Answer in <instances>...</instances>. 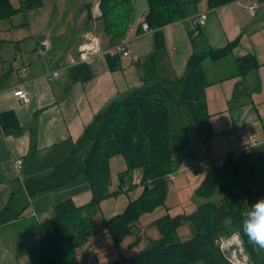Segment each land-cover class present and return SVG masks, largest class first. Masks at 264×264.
<instances>
[{"label":"crops","instance_id":"obj_1","mask_svg":"<svg viewBox=\"0 0 264 264\" xmlns=\"http://www.w3.org/2000/svg\"><path fill=\"white\" fill-rule=\"evenodd\" d=\"M23 1L11 0L16 8ZM128 1L132 10L122 39L111 40L103 30L101 0H41V5L0 22V115L13 112L20 125L19 132L6 133L0 124V264H33L29 251L42 244L39 226L51 219L55 206L70 198L79 205L91 200L83 176L66 186L36 194L33 191L39 184L34 179L54 173L99 112L146 82L183 78L194 53L223 49L233 40L240 41L232 54L219 60L206 58L201 64L208 80L205 99L211 139L203 142L194 122L181 120L182 107L171 108V122L175 111L181 125L176 124L174 133L181 141L174 156L176 170L184 156L206 162L240 151L239 162L244 166L241 187L249 192L248 210L264 198V1L253 15L250 0L217 8H210L208 0H182L187 17L163 29L160 49L155 33L143 29L148 1ZM201 14L207 15L206 24L194 31L191 19ZM88 32L97 34L105 47L129 42L131 55L119 56L112 66L108 58L97 57L87 65L93 76L86 81L75 79V68L51 79L49 75L61 63L68 64L78 56ZM44 38L51 46L40 55L38 48ZM248 54L255 55L261 66L257 73L244 77L238 74L236 59ZM147 66L154 70L149 73ZM22 69H26L25 77L21 76ZM16 89H23L30 102L16 98ZM250 136L257 141L247 145ZM18 158L24 161L21 171L15 166ZM124 159L118 155L110 160L109 190L118 193L100 203L93 217L98 233L73 252L78 264H113L122 257H131L160 238L155 226L158 219L191 214L207 202L194 198L202 180L194 184L189 172L179 171L169 182L165 205L143 215L135 233L117 245L104 222L124 213L145 190L137 183V171L126 174L129 165ZM71 185H80L81 193ZM216 195L211 201L219 202L222 196ZM192 231L187 223L177 234L182 242H188L193 238ZM255 247L263 249L257 244Z\"/></svg>","mask_w":264,"mask_h":264},{"label":"trees","instance_id":"obj_2","mask_svg":"<svg viewBox=\"0 0 264 264\" xmlns=\"http://www.w3.org/2000/svg\"><path fill=\"white\" fill-rule=\"evenodd\" d=\"M147 1L146 23L155 33L156 47L160 49L164 44L163 29L187 17L186 3L182 0ZM234 1L237 0H208V4L210 8H217ZM41 4V0H24L22 6L16 8L11 0H0V22ZM100 9L103 30L111 40L122 39L132 10L129 1L101 0ZM239 41L233 40L223 49L194 53L185 76L175 82H146L123 98L112 101L86 127L70 156L56 166L54 173L34 179L39 184L33 191L36 194L63 187L84 176L92 197L83 205L75 204L70 198L55 206L51 219L39 226L42 244L29 251L33 264H78L73 252L98 233L93 217L100 203L118 193L109 190L110 160L115 156L121 155L127 161V175L141 171V184L145 188L141 197L131 202L124 213L104 222L108 235L117 245L135 233L143 215L165 205L169 187L166 177L176 171L174 156L181 143L174 136L171 108L186 107L200 139L207 143L212 130L205 99L208 80L201 64L206 58L219 60L229 56ZM118 57H108L111 66ZM236 61L238 74L244 77L257 73L261 66L251 54L238 57ZM147 67L149 73L154 70ZM73 72L76 80L86 81L93 76L87 65L77 66ZM0 124L6 133L20 131L13 112L1 114ZM243 168L242 163L231 158L221 168L213 166L195 192L206 199V203L191 214L158 219L155 226L160 238L144 250L113 264H225L217 241L235 232L240 234L252 263L264 264V248L258 251L242 227L249 193L241 187ZM218 192L222 196L219 202L211 201ZM187 223L192 227L193 238L182 242L177 230Z\"/></svg>","mask_w":264,"mask_h":264},{"label":"built area","instance_id":"obj_3","mask_svg":"<svg viewBox=\"0 0 264 264\" xmlns=\"http://www.w3.org/2000/svg\"><path fill=\"white\" fill-rule=\"evenodd\" d=\"M264 0H250V10L255 15L261 7V4ZM207 20V15L206 14H201L199 16H195L191 19V25H192V30L197 31L200 27L204 26L206 24ZM143 29L145 33L152 32L150 29L148 23L143 24ZM133 36L135 35L132 31ZM129 42L123 41L118 44H115L114 46L111 47H103V43L101 38L93 33V32H88L84 35L83 37V42L80 46L78 56L75 58H71L68 62V64L61 63L57 71H53L49 77L51 79H57L61 76V74L69 69L76 68L77 66L80 65H90L93 63V61L97 57H118V56H124L128 57L131 55V50L128 48ZM51 42L48 38H44L40 42V46L38 48V53L40 55H44L47 50L50 48ZM26 74V69H22L21 71V76L25 77ZM14 95L21 99L25 103L30 102V98L26 95L25 91L23 89H19L15 91ZM256 137L255 136H250L247 141V145L255 143ZM242 155V152L236 151L231 154H225L222 156H216L209 159L208 161H200L196 160L191 157H186L184 156L180 160V164H178V169L172 173H170L167 177L166 180L168 182H172L176 179L177 172L182 171V172H189L190 173V180H203L204 177L206 176L207 172L215 166L216 168H221L227 164V161L231 158L234 161H239L240 157ZM24 161L22 158H18L15 160V166L18 171H21L23 168ZM142 182V175H139L138 171V177H137V183L141 184ZM237 240V244L240 247L243 246V243L239 241V236H235ZM233 239V240H234ZM226 238H220L219 241V248L220 252H223L225 254V249L227 247H233L234 241ZM244 250V248L242 247ZM234 260H230L231 264H247L246 262H242L236 255H233ZM232 258V259H233Z\"/></svg>","mask_w":264,"mask_h":264},{"label":"rangeland","instance_id":"obj_4","mask_svg":"<svg viewBox=\"0 0 264 264\" xmlns=\"http://www.w3.org/2000/svg\"><path fill=\"white\" fill-rule=\"evenodd\" d=\"M118 43H120V42H118ZM118 43H116V44H118ZM112 46H114V45H112ZM103 47H105V46L103 45ZM106 47H111V46H106ZM179 114H181V120L182 121H185V119H187L188 120V124H192L193 121H192L191 115L189 113V110L186 107H182L180 109V113ZM176 117H177V113L175 111H173L172 112V120L173 121L171 123H173L172 126H173V131H174L175 135H176V130L178 129L177 126H176V124L178 126L180 125L179 124L180 122L178 123L177 122L178 120L176 121V119H178ZM139 175H142L141 174V171H139ZM85 178L86 177H84V179H82V180H85ZM198 182H200V181L199 180H194V184L195 183H198ZM70 187H72V189L73 188H77V190L79 191V193H81L80 192L81 189L79 190V188H81L80 185H78V186L77 185H71ZM219 194H220V192L217 193V195H219ZM73 195H75V192L73 193ZM194 198H195L196 201L197 200L199 201V199H200V197H198L196 194L194 195ZM215 199H217V198H215ZM235 236H239V241L243 243V240H242V238H241V236H240V234L238 232H235V233L231 234L230 236H222L220 238H226V239H229L230 238L231 240H233L235 238ZM233 241H234L233 247H227V249H225V251H226L225 254L223 252H220L221 255L223 256L224 260H226V262H227L225 264H228V263L231 264L230 263V260H234L233 255L234 256L236 255L243 263L246 262L247 264H253L252 261H251L250 255L248 254V252H247V250H246V248L244 246V243H243V246H242L244 248V250H243L242 247H241L242 244H240V247H239V245L237 244V240L234 239ZM217 244H218V246L220 245L219 244V241H217ZM70 257H71V255H69V258Z\"/></svg>","mask_w":264,"mask_h":264},{"label":"clouds","instance_id":"obj_5","mask_svg":"<svg viewBox=\"0 0 264 264\" xmlns=\"http://www.w3.org/2000/svg\"><path fill=\"white\" fill-rule=\"evenodd\" d=\"M242 227L250 241L264 248V198L251 205L245 213Z\"/></svg>","mask_w":264,"mask_h":264},{"label":"bare ground","instance_id":"obj_6","mask_svg":"<svg viewBox=\"0 0 264 264\" xmlns=\"http://www.w3.org/2000/svg\"><path fill=\"white\" fill-rule=\"evenodd\" d=\"M125 160V159H124ZM185 196V195H184ZM182 198H183V196H182ZM137 242V241H136ZM139 246V245H138ZM134 247V246H133Z\"/></svg>","mask_w":264,"mask_h":264}]
</instances>
